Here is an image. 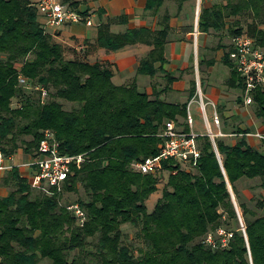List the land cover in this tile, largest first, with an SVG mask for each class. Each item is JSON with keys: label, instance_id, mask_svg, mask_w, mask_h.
Listing matches in <instances>:
<instances>
[{"label": "trees", "instance_id": "obj_1", "mask_svg": "<svg viewBox=\"0 0 264 264\" xmlns=\"http://www.w3.org/2000/svg\"><path fill=\"white\" fill-rule=\"evenodd\" d=\"M186 1L192 0H179L180 5ZM38 3L0 0V151L7 159L21 149L33 157L50 130L62 154L84 155L85 162L81 168L73 166L62 191L35 190L18 167L7 172L4 184L15 189L0 197V264H264V215L241 201L244 232L229 187L238 200L242 179L259 180L264 190V140L263 150L248 143L249 131L238 130L244 136L235 145L216 140L225 174L212 138L199 136L198 168L165 162L167 172H178L171 173L150 213L146 202L164 175L138 173L132 164L161 153L165 124L187 117L186 105L167 103L158 93L152 99L135 81L115 84L109 62L68 59L65 46L40 21ZM164 3L148 0L147 10L158 12ZM242 18L249 20L247 33ZM230 19L233 38L246 34L264 49V0H229L203 8L199 30L223 31ZM117 20L98 26L95 47L108 55L136 44L152 46L138 74L155 77L156 64L161 70L167 61L170 17L158 30L120 34L111 30ZM22 77L28 85L21 84ZM229 86L245 89L236 68ZM37 88L47 90L45 101ZM197 91L195 81L191 96ZM63 102L76 108L67 111ZM253 104L264 123V88L254 93ZM81 189L85 198L78 203L88 215L84 226L63 204L65 193ZM258 205L264 206V196ZM125 225L136 228L140 244L129 238ZM221 228L233 233L228 245L207 244L208 235Z\"/></svg>", "mask_w": 264, "mask_h": 264}, {"label": "crops", "instance_id": "obj_2", "mask_svg": "<svg viewBox=\"0 0 264 264\" xmlns=\"http://www.w3.org/2000/svg\"><path fill=\"white\" fill-rule=\"evenodd\" d=\"M39 2L41 0H34ZM66 6L93 16L94 25L67 23L59 29L47 28V32L54 35L59 42L75 46L76 43L86 47V57L90 62H109L114 70L113 81L117 85H126L135 81L141 92H146L154 99L158 93L165 102L175 105H186L187 117H179L176 125L182 130H189L188 116L195 111L203 113L207 120L210 133H222V138L231 137L235 145L244 134L248 143L256 149L263 150L264 123L258 119L252 105H247L243 91L229 86L236 66L228 56L232 51L233 36L230 32V20L223 31L203 33L199 30V20L203 8H212L215 5H226L229 0H192L180 5L179 0H165L163 7L157 11L147 10L148 0H56ZM170 17V34L165 45L166 63L155 77L138 74V68L143 59L154 50L147 44L128 46L115 54H106L104 49L95 47L98 26L108 21L113 23V33H125L128 30L160 28L161 21ZM124 18V19H123ZM122 19V20H121ZM40 21L43 22L42 17ZM233 21V20H232ZM231 21V22H232ZM69 27L73 28L68 30ZM72 39V40H71ZM74 42H76L74 44ZM230 61V62H229ZM231 63V64H230ZM232 66V67H231ZM237 69V68H236ZM170 77L174 80L169 83ZM198 78V79H197ZM202 91L191 96L192 84L195 81ZM198 80V81H197ZM200 82V84H199ZM146 83H148L146 85ZM170 85V86H169ZM199 90V89H198ZM203 106L204 111H203ZM208 110L213 117H220V126L217 132L213 131L208 118ZM195 125V119H194ZM193 131L198 136L207 133ZM227 129L228 131L224 130ZM231 129V131H230ZM208 132L207 135H210ZM19 152L9 158L7 162L19 167L28 161ZM22 162V163H21ZM19 170L23 177L29 178L31 171L26 168ZM4 175L0 176V179ZM0 196L7 197V190L0 186Z\"/></svg>", "mask_w": 264, "mask_h": 264}, {"label": "built area", "instance_id": "obj_3", "mask_svg": "<svg viewBox=\"0 0 264 264\" xmlns=\"http://www.w3.org/2000/svg\"><path fill=\"white\" fill-rule=\"evenodd\" d=\"M38 9L46 29H59L67 23L85 24L89 27L94 24L92 15L84 14L70 6L58 3L56 0H41L38 3ZM232 45L233 51L230 53V59L243 78L245 84V89L243 90L245 103L252 105L254 103V93L264 88V49L258 47L254 39L246 34L234 37ZM21 84L28 85V81L22 77ZM37 89L41 90L42 99L45 101L48 98L47 90L44 88ZM197 92L199 96H202L200 89ZM204 108L203 106V111ZM214 123L218 127L221 124L220 117L217 114L214 116ZM188 124L190 129L185 131L180 129L175 121H168L161 135L165 139L161 153L156 157L147 158L145 161L134 162L132 164L133 170L145 175L164 173L167 172L164 169V163L168 161L174 162L181 169H197L202 152L198 143L199 136L193 131L194 119L192 115L188 116ZM217 136L223 135L222 133L219 135L210 133V137L214 143V138ZM260 137L264 139V135ZM7 160L0 151V176L17 167L9 164ZM84 162V155L62 154L55 133L47 130L36 155L30 157L22 165L31 171L28 180L34 188L49 187L57 188L60 191L70 178L73 166L81 168ZM177 172L178 170L169 173L176 174ZM68 210L76 216L80 226L86 224L88 215L81 204H71L68 206ZM241 224L245 232L243 222ZM232 237L233 233L221 228L217 230L216 235L209 234L206 242L213 247L220 246V244L226 247Z\"/></svg>", "mask_w": 264, "mask_h": 264}, {"label": "rangeland", "instance_id": "obj_4", "mask_svg": "<svg viewBox=\"0 0 264 264\" xmlns=\"http://www.w3.org/2000/svg\"><path fill=\"white\" fill-rule=\"evenodd\" d=\"M248 21H249L248 19L242 18V22L241 23H242V27L244 28V33H247V31H248ZM73 25H76V24H73ZM68 30L69 31L70 30L73 31V28L69 27ZM229 34H230V32H229ZM56 41L59 42L58 39H56ZM60 43L63 46H65V48H66V56H67L68 59H74V58L78 57L80 59L86 60L85 57H86L87 53L85 52L86 51V47L84 45H80V44H78L76 42H74V44L76 43L75 46H70L68 44H63L62 42H60ZM116 53H118V52H113L110 55H112V54L116 55ZM116 83L119 84L118 82H116ZM147 84L148 83H146V85ZM199 84H200V82H199ZM198 89H200V87ZM16 105H17L16 102H13V106L15 107ZM63 105H64V109L67 110V111H71L74 108H76V105L72 104V103L63 102ZM195 108L196 107L194 105L192 107V110H193L194 119H195V125H194L195 131L198 132V133H200V132H203V133L205 132L207 134H208V132L210 133V129L208 127L205 115L203 113L200 114V113H198V111H195ZM252 108H253V112H254V114L256 116V105L252 104ZM208 118H209V121H210L211 126L213 128V131L217 132L218 129H217L215 123H214V117H213V115H212L210 110H208ZM224 130L229 132V130H227L225 128H224ZM230 131H231V129H230ZM214 135H219V133L214 134ZM214 139H215V142H216V140H221V141L225 142L229 146L232 145V139L229 136L224 137V138H222V136H217ZM19 152L22 154V156L25 158V160L28 158V156L25 155V153L23 152L22 149ZM20 167L23 168V165H21ZM163 175L164 176H162L160 184L158 185V190L155 193H153L149 197L148 201L146 202V206H147L148 211L150 213L154 211L158 201L163 197L164 189H165V187H166V185L168 183V180H169V177H170L171 174L169 172H164ZM6 176H7V173L4 174V176L0 179V186L3 187L5 190H7V195H9L11 193V191L13 189H15V186H13V184L10 185V186L4 184V179L6 178ZM260 183L261 182L259 180L242 179L238 183V186H237V190H239V194H240V200H238L237 195L235 194V192L232 189V194H233V197L235 198V201H236V203L238 205V208L240 207L239 203L242 201V202L246 203L247 206L250 209L258 211V215L259 216L264 215V210H262V209H264V206L260 207L258 205V203L260 201H262L263 196H264V190L260 187ZM38 189L42 190L43 192H46V191L51 190L52 188H49V187H43V188H37V189L35 188V190H38ZM61 189L63 190V187ZM61 189H60V191H62ZM0 197H2V196H0ZM81 198H85L83 189H81L80 193H68L67 192L64 195L63 204L65 203V204L71 205L73 203H78L79 199H81ZM239 211H240L241 217L243 219V213L240 210V208H239ZM243 221H244V219H243ZM233 228H234V226H233ZM123 229L126 232V234H128L129 238L133 239L135 245L140 244L139 241L136 240V238H135L136 237V228H134L132 225H125L123 227ZM39 264H52V263L49 260H43Z\"/></svg>", "mask_w": 264, "mask_h": 264}, {"label": "water", "instance_id": "obj_5", "mask_svg": "<svg viewBox=\"0 0 264 264\" xmlns=\"http://www.w3.org/2000/svg\"><path fill=\"white\" fill-rule=\"evenodd\" d=\"M214 146H215V150H216V153H217L218 159L220 160V154H219V152H218V149H217L215 143H214ZM220 163H221V165H222L221 160H220ZM222 168H223V171H224V173H225V169H224L223 165H222ZM225 174H226V173H225ZM229 187H230V192H231V194H232V188H231L230 185H229ZM232 199H233L234 205H235V207H236V209H237V211H238V215H239V217H240V221H241V223H242V218H241V215H240V211H239L238 205H237V203H236V201H235V198L233 197V194H232Z\"/></svg>", "mask_w": 264, "mask_h": 264}]
</instances>
